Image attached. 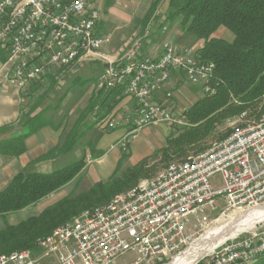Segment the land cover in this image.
<instances>
[{
  "label": "built area",
  "instance_id": "2783aa9c",
  "mask_svg": "<svg viewBox=\"0 0 264 264\" xmlns=\"http://www.w3.org/2000/svg\"><path fill=\"white\" fill-rule=\"evenodd\" d=\"M12 1L18 0H0V26H5L7 12H16V24L5 26L6 37L0 40L4 88L19 94L30 91L48 73L56 74L63 61L78 71L83 63L98 60V49L110 42V36L99 31V0H29L19 8H12ZM143 47L138 39L123 58L101 61L108 64L97 86L113 90L115 81H123L125 95L136 103L135 126L120 142L125 151L131 138L147 127L187 125L183 113L176 116L155 98L174 72L200 87L203 96L215 94V65L200 62L195 49L167 43L155 56L145 55ZM86 52H93V59H86ZM126 124L110 117L101 120L100 127L117 130ZM233 131L236 139L225 141L224 148L211 150L183 170H174L171 162L118 201L101 206V213H88L81 223L55 229L56 237L39 243L38 249L48 264H115L128 253L137 257L135 264H170L192 241L193 234L187 235L190 219L205 225L220 204L223 214L264 209V119L259 128L249 125V134H241L240 128ZM261 252L264 230L255 227L226 240L202 264H244ZM34 254L18 251L2 264H37Z\"/></svg>",
  "mask_w": 264,
  "mask_h": 264
},
{
  "label": "trees",
  "instance_id": "16d2710c",
  "mask_svg": "<svg viewBox=\"0 0 264 264\" xmlns=\"http://www.w3.org/2000/svg\"><path fill=\"white\" fill-rule=\"evenodd\" d=\"M162 1L155 2L149 18ZM177 20L186 34L204 40V47L196 54L200 62L215 65L211 82L215 94L203 96L184 111L187 125L179 129L178 136L169 137L167 146L162 149L164 155L170 151L181 155L189 148L201 145L229 118L241 115L250 108H257L260 104L264 109V0H170L167 21ZM221 28L234 35L233 42L214 37ZM0 61H5L2 52ZM38 87L39 84L31 89L32 94ZM95 93L90 100L89 114L101 109L102 112L98 113L101 119L109 117L127 97L123 86L113 90L101 89ZM39 102L41 105L42 101ZM40 105L31 109L23 126V135L0 141V155L18 156L25 152V139L48 124L44 111L31 117ZM8 129L1 128L0 133ZM74 129L63 146L64 151L72 150L77 143ZM113 131L106 130L107 133ZM128 152H125L124 159L129 158ZM86 165L83 159L51 174L27 170L19 173L0 192V219L7 220L8 216L60 192L80 177ZM140 167L128 169L124 177L115 174L109 181L98 183L84 193H72L40 215L32 216L18 225H11L5 220L4 228L0 230V256L24 250L37 253L38 243L51 236L55 229L66 222L77 224L88 218V213L93 210H87L108 204L123 192L126 183H130L126 188L138 184L144 175V169ZM81 213L79 219L72 221ZM257 264H264V261Z\"/></svg>",
  "mask_w": 264,
  "mask_h": 264
},
{
  "label": "crops",
  "instance_id": "0c3cea01",
  "mask_svg": "<svg viewBox=\"0 0 264 264\" xmlns=\"http://www.w3.org/2000/svg\"><path fill=\"white\" fill-rule=\"evenodd\" d=\"M145 1L147 0H99L103 14L99 25L100 33L108 34V27L114 25L112 44L103 49L106 53V58H108L107 60H109L107 62H115L120 57V51L124 49L117 41L119 40V35L127 33L128 30H122L123 27L119 23L129 24L134 22L136 18H139L140 14H136L135 10L140 8V5ZM152 1L153 6L157 0ZM169 3L170 0H163L157 7L156 12L149 18L151 6L143 19L141 33L147 35V40L143 42V53L145 55L156 56L161 54L163 47L167 43L179 45L184 49L193 48L196 52L201 50L205 45L204 40H199L186 34L180 26V21H175L176 23L167 21ZM214 37L228 42H233L235 39L234 35L225 28L219 29ZM115 50H119L117 55L113 57L108 56L109 52ZM107 62L103 63V69L105 64H108ZM59 70L71 71V69L57 68L56 74L54 72L48 73L44 81L39 83V87L43 83L55 84L56 81L59 82L58 79L61 76L58 73ZM0 86V99H3L5 103V105L0 106V129L4 127L9 128L0 133V141H6L12 139L14 136L24 134L23 126L30 112L23 111L24 108L22 109L17 101L15 103V98H20L19 92L11 88H4L1 82ZM72 89L74 88H70L69 90L73 91ZM2 90L7 93L2 92ZM91 98L89 99V104ZM155 98L157 101L166 104L176 116H179L200 101L203 95L200 87L189 84L184 75L174 72L169 81L155 94ZM44 104L45 102L32 113L31 117L44 111L45 120L48 124L25 139V152L18 156L0 155V192L10 184L16 175L24 170L31 173L51 174L69 166L67 159L74 153L76 145L70 151H64L63 146L68 135L74 129L79 119V114H74V112L66 114L65 110L49 108L47 101L46 107ZM100 112H102L101 109H96L95 112H91L88 115L100 128L98 131L99 139L96 144V151L100 156L94 157L90 154L91 159L92 157L93 159L92 165H89L90 163H87L86 158L87 153L83 151L79 160L72 162L74 164L85 159L87 165L83 172L88 169V177L86 176V178L95 184L105 181L108 177H113V174L121 167L123 157L121 155L120 142L135 126L136 103L133 99L126 97L109 117L103 118L104 120L112 117L116 120H125L127 122L124 127H120L110 133H107L106 130L100 127L101 121L99 119L102 117L98 114ZM66 116L70 117L67 118ZM70 121L71 124L69 125ZM171 133L172 128L167 124H155L137 132L131 138L129 144L133 150L129 158L130 165L132 167L136 166L154 154L158 149L157 145L160 143L161 138H166ZM68 195L69 193L67 192L63 198ZM50 197L43 200L39 205L29 207L23 211L36 210L33 216L40 215L41 212L56 204L59 200V198L53 199L54 195ZM47 199H50L52 203L47 201ZM258 263H260V260Z\"/></svg>",
  "mask_w": 264,
  "mask_h": 264
},
{
  "label": "rangeland",
  "instance_id": "374dc122",
  "mask_svg": "<svg viewBox=\"0 0 264 264\" xmlns=\"http://www.w3.org/2000/svg\"><path fill=\"white\" fill-rule=\"evenodd\" d=\"M152 3H153L152 0H147L140 5V8L135 10V12H137L136 14H140V17L136 18L134 22L129 23V24L119 23V25L123 27L122 30H128V32L125 34L119 35V40L117 42L118 44L122 45L124 49L123 51H120V55H119L120 57L117 60L123 58L127 54V51L129 50V48L133 46L138 41V39L143 40V42L144 40H147V35L145 33H141L142 25H143L142 22H143L145 15L147 14V11L152 6ZM108 30H109L108 35L110 36V42L105 47L111 46L112 44V40L114 37L113 36L114 25L109 26ZM101 51L103 55L106 56L105 55L106 53L103 51V49ZM118 51L115 50L113 52H109L110 55L108 54V56L113 57L117 55ZM58 73L59 75H61L58 79L59 82L56 81L55 84L43 83L38 89L35 90L34 94H32L33 92L32 90L27 91L25 93H20V98H15V103L17 101L18 104H20V106L22 107V109L24 108L23 111L30 112L32 108H35L38 104L40 105L39 101H42V103L45 102V104L47 101L49 108L65 110L66 114H70L73 112L74 114H79L78 115L79 119L74 126L75 127L74 135H75V138H77L76 142L78 141L79 142L78 144L75 143L76 145L75 151L67 159V163H69V165H72L73 161L75 162L78 161L79 158L81 157L82 152L84 151V153L85 152L87 153V157H86L87 163H90L89 165H92L93 157L91 159L90 156L91 155H93L94 157L100 156V154H98V152L96 151V144L99 139L98 131L100 128L88 116L89 109H90L88 102H89V99L92 97V94L95 92L97 93V90L99 91V89L97 88V85H98V81L100 80V77L103 74V62L96 60L93 63H83L81 66H79L78 71L68 72L66 70H59ZM70 88H74L75 90L72 89L73 91H71L69 90ZM2 92L4 91L2 90ZM4 93H7V92H4ZM3 105H5V103L3 99H0V106H3ZM263 105H264V102H263ZM76 108L77 110H75ZM262 109H263L262 104H260L257 108H250L248 111H245L243 114H246V116H244L243 119L241 118L243 114L229 118L223 123L222 126L218 127V129L212 134L210 138L204 141L201 145L189 148L187 151H185V153H182L181 155L177 153L174 154L172 151H170L168 155H164L162 151V149L167 146V140L169 139V137L171 135L178 136L179 129L181 127H185L181 125H178V126L176 125L172 127L170 126V128H172V133L166 138L164 137L161 138L160 143L157 145L158 149L157 151L154 152V154H152L151 156H149L148 158L140 162L138 165L133 166V167L129 163L130 155H128L129 158L122 159L121 167L114 174H117L119 177H124L128 169L141 166L144 169V173H142V175L143 174L144 175L141 176L140 179L138 180L139 183L141 181L154 178L159 173H161L163 170H165L171 162H183V161L190 160L194 158L195 156L211 148H214L215 146L222 143L231 133L234 132L233 130H238V128L243 129L245 127H248L249 125L253 126L255 124H258L261 121V119L264 118V109L263 111ZM66 117L69 118L70 116H66ZM99 120L101 121L103 120V118ZM70 124H71V121L69 125ZM70 134L68 135V137L70 136ZM127 148H128L127 150L129 151L128 153L131 154L133 152L132 147L129 145ZM120 150H121L122 157L124 156V154H127L125 153L127 152V150L125 151L122 147H120ZM141 167L140 169H142ZM88 172H89L88 169L85 170L79 178H77L70 185H67L65 188H63L62 189L63 191L61 190L60 192L54 193L50 196L54 195L53 199L59 198L58 201H60L67 194V192L69 193V195L72 193L81 194L91 189L98 183L95 184L91 181H88V179L86 178V176L88 177ZM111 178L112 176L108 177L105 181L100 182V183H105L109 181ZM138 184H136L135 186H137ZM127 185H130V183H126L123 192L119 194H123L127 192L128 190L135 188V186H130L129 188H126ZM47 201H50V199H47ZM50 203H52V201H50ZM102 205H98V206L100 207ZM98 206L92 208L91 210H87V211H92ZM223 209H224V206L220 204V207L218 208V210L212 211L209 215L208 222L202 226H200L198 221L194 220V218L190 219V226L187 230V235L190 236L191 234H193V238H192V241L190 242V245L186 249L187 251L188 250L190 251L193 249V243H195L197 240L207 237L212 231H217L220 228L225 227L233 220L243 219V217L246 216V213H247L246 212L242 214L243 211H237V212L230 213V214L228 213L223 214ZM35 211L36 210L18 212V213L8 216L7 220L0 219V230L4 228L5 220L11 225H18L22 221L32 217ZM87 211H84V212L88 213ZM83 213L75 217L76 219L74 220L72 219V221L79 219V217ZM260 213L263 216L262 220L259 223H257L253 228L247 231L249 232L254 231L255 227H257L259 231L264 230V223H262L264 219V212L261 211ZM210 252H208V254ZM208 254H205L204 256L200 257L194 264H202L203 260L206 258ZM34 256L37 259L36 260L37 264H48L49 258H47V256L42 252L40 248L38 252L34 254ZM259 260L260 262L264 261V257L263 258L261 257ZM136 262H137V257L132 253H128V254H125L119 257L118 260H116L115 264H135Z\"/></svg>",
  "mask_w": 264,
  "mask_h": 264
},
{
  "label": "bare ground",
  "instance_id": "6f19581e",
  "mask_svg": "<svg viewBox=\"0 0 264 264\" xmlns=\"http://www.w3.org/2000/svg\"><path fill=\"white\" fill-rule=\"evenodd\" d=\"M28 2L29 0L12 1V8L25 7V5L28 4ZM15 24H16V12H7V15L5 18V26H14ZM5 26H0V40L6 37ZM135 44H137V42ZM135 44L133 46H135ZM101 50L102 49H98V60L99 61H109L107 60L108 58H106V56L103 55ZM86 59H93V52H86ZM58 68L59 69L60 68L69 69L71 68V62L63 61V64H61ZM117 86H123V81H115V88H117ZM97 88L99 90L101 89L103 90L104 86H97ZM259 125H261V121L258 124L251 126V128H259ZM240 133L249 134V126L241 129ZM234 139H236V131L231 133L222 143L215 146L214 148H211L195 156L194 158L190 160L183 161V162H174V170L185 169V166L187 164H192L195 160H198L199 158H202L206 154L211 153V150H220V148H224L225 141H232ZM135 189L136 187L131 190H135ZM122 196H124V194H120L116 196L112 201H118L119 199L122 198ZM108 204H111V201ZM102 206H105V205H102ZM261 211L264 212V209H257V210L249 211L246 213V216H244L243 219L233 220L225 227H222L217 231H212L211 233L209 232L210 234L207 237L201 238L197 240L195 243H193V249L190 250L191 252L189 250L188 251L186 250L184 253H182L180 256L174 259L173 261L174 263L171 262L170 264L172 263L173 264H194L200 257L204 256L205 254H208V252L210 251L212 252L221 243L223 244V242L228 240L229 237L231 236L234 237V235H237L239 233L245 232L253 228L257 223H259L262 220L263 216L260 213ZM92 213H101V206L95 208ZM86 219L88 218H85L84 220ZM78 223H81V221ZM54 237H56V230L51 236H49L46 239L41 240L39 243H42ZM15 255H17V252L0 256V264L5 263V260L9 256H15ZM261 257H264V252L253 255V257L246 259L244 264H250V263L253 264L257 262Z\"/></svg>",
  "mask_w": 264,
  "mask_h": 264
}]
</instances>
